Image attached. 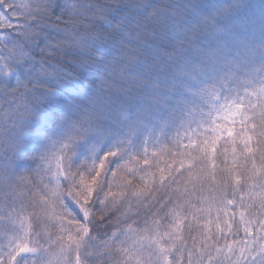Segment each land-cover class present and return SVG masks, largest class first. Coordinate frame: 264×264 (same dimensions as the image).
<instances>
[{"label": "snow or ice", "instance_id": "1", "mask_svg": "<svg viewBox=\"0 0 264 264\" xmlns=\"http://www.w3.org/2000/svg\"><path fill=\"white\" fill-rule=\"evenodd\" d=\"M0 264H264V0H0Z\"/></svg>", "mask_w": 264, "mask_h": 264}, {"label": "trees", "instance_id": "2", "mask_svg": "<svg viewBox=\"0 0 264 264\" xmlns=\"http://www.w3.org/2000/svg\"><path fill=\"white\" fill-rule=\"evenodd\" d=\"M229 155H228V157H229V159H228V163L229 164H231V162H232V160H231V157H230V155H231V150L229 149V153H228ZM222 159V158H221ZM214 215V214H213ZM241 237L243 236V232H241ZM229 239H231V237H229ZM221 243H223V240L221 241Z\"/></svg>", "mask_w": 264, "mask_h": 264}, {"label": "rangeland", "instance_id": "3", "mask_svg": "<svg viewBox=\"0 0 264 264\" xmlns=\"http://www.w3.org/2000/svg\"><path fill=\"white\" fill-rule=\"evenodd\" d=\"M229 155V154H228ZM230 157H231V155H230ZM189 243H191V241H189Z\"/></svg>", "mask_w": 264, "mask_h": 264}]
</instances>
